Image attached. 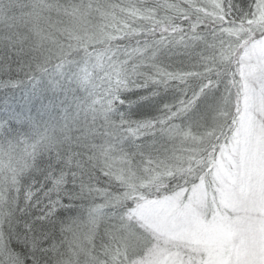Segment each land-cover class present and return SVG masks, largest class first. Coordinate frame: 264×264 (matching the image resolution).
I'll use <instances>...</instances> for the list:
<instances>
[{"label":"snow or ice","instance_id":"1","mask_svg":"<svg viewBox=\"0 0 264 264\" xmlns=\"http://www.w3.org/2000/svg\"><path fill=\"white\" fill-rule=\"evenodd\" d=\"M0 264H264V0H0Z\"/></svg>","mask_w":264,"mask_h":264}]
</instances>
